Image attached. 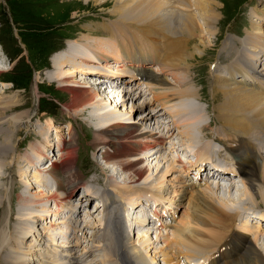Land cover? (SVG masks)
I'll return each instance as SVG.
<instances>
[{"label": "bare ground", "instance_id": "bare-ground-1", "mask_svg": "<svg viewBox=\"0 0 264 264\" xmlns=\"http://www.w3.org/2000/svg\"><path fill=\"white\" fill-rule=\"evenodd\" d=\"M113 1L114 13L118 14L119 21H114V24H112V21H105L106 23L101 25L104 30L107 29L109 33H114V51L106 55L112 59H117V53H124L129 57H135L139 54L143 45L150 43L148 53L155 52L159 55V66L161 72L169 73L173 78V81L176 83L175 87H173V84L168 82V84H170L168 86L167 81L164 78H157V75L160 73L153 72L154 75H150V79L145 83V86L148 87L149 91L153 94L152 100L153 102H157L156 108L158 106H162V110H164L163 114L170 117L172 123H174V118L178 117L175 113H182L181 117H179L182 121L181 130H178L180 126L178 125V122L175 121L177 125L176 134L178 136H185L190 145L196 144L197 141L204 139V137H210L208 135H213V140L216 141L223 142L228 140L230 142H235L234 148L232 145L228 144L226 149L228 151L238 150L240 154H242L241 159L238 160V162L244 164L245 166L241 181L246 185L247 189L252 194L250 196L251 200L259 206L261 203L255 199L254 195L259 193L262 200H264V192L259 189L262 186L264 187V92L259 91L258 88L260 87L256 84V81L264 79V68L261 67L259 69L256 61L258 57L263 56L261 52H257V49L259 47L262 48V45H264V23L262 24L261 21H257L262 18L260 17L261 19L256 18L257 20H252L254 22V24L252 22V32L246 33L244 37L245 40L241 43L242 49L235 51L234 55L236 58L235 60L233 58L227 64L225 67V73L223 74L218 70V73L212 75L215 83L213 91L216 92L215 95L223 97L222 101L215 97V100L217 98V102L214 106V118L216 120V124H218V126H216V131H218V133L214 134L209 130L207 131L206 127L204 128V126L200 127L196 125L195 121L197 124L200 122L201 109L187 98V96L191 95L192 91L190 89H185V86H181V84L185 82L186 78L185 75L182 76V74H180L179 76L181 77L179 79L177 71H180V69L185 66L189 68L190 59L195 56L197 53L196 50L198 51L200 48L199 45H196L194 49L195 52L191 53L192 50L189 45L190 40L192 39L191 37L197 35L202 39L200 42L203 44V33H209L211 28H213L217 17L219 16L216 11L217 8H219L217 3L218 1ZM175 5H178L176 6V9L178 8L177 10L174 9ZM196 14L198 15L196 16ZM199 18L202 20L201 23L199 22ZM101 39L102 38L98 39L99 44L104 43ZM108 40L109 39H107V41ZM226 46L228 47V50L232 49L233 51L232 45L227 43ZM101 48H95L97 50L94 51L92 49V53H97L99 56L101 54L105 55V53H103L104 48ZM64 51L65 52L62 53V60L59 59L57 62L59 65L68 62V59L75 58V49L67 48ZM232 51L230 53H233ZM93 56L88 57V55H86L82 57L88 61V59L95 60V57ZM82 61H84V59H82ZM108 61V58H105V66L109 63ZM97 71V69H92L87 73H97ZM188 73L189 69L186 70L185 74L188 75ZM71 76V72L67 73L65 71H60L56 74V77L61 80V82H65L67 80L69 81V77ZM70 90L74 92H72L73 95L71 96L69 104L66 105L68 109H79L83 101L89 104L92 102V99L95 98L98 105L105 104L104 98L108 97L109 93H112L111 90L110 92L107 91L108 93L104 98L100 93V97L97 99V91H94L95 93H91V96L89 93H85L81 86H74L70 88ZM113 95L114 94L112 93L110 98H112ZM158 96H162L163 100H159V98H157ZM172 96L179 97L178 104H175L173 108L172 106H168V109H164V106L172 101V98H170ZM16 98L17 97L15 95H10V93H3V95H0V120L3 122L2 119L8 117V121L6 123L7 125L9 124V121L12 122H10L11 124H17V122H21L20 120L25 116L26 118L29 117V111H25V113L18 112L7 116L4 115L7 108L13 107L14 104L16 105ZM116 100L117 99H115V101ZM181 101L183 102L181 103ZM102 107L100 106V108ZM3 110H5V112H3ZM159 111L160 109L157 108L156 114L161 113ZM114 114L115 112L109 109L108 112H102L99 116H97V119L105 118V120L107 119L106 121H109V123L102 125L98 130H96V141L98 142V140L101 139L102 141L107 140V142H110V140H113V143L114 141L117 142L118 145L112 148V152L106 150V161L121 164L120 166L122 171L132 172V174L130 173L132 177H128V183H117L116 180L112 179L115 182H111L109 183L110 186L101 189L103 192L100 198L102 200L104 198L105 200H108L107 203H103L104 207L107 208L110 205L114 206L113 210L106 212L104 216L108 219L111 215V229H109V224H106L105 229L109 230H104L105 232L103 234L94 235V238H92L93 244L89 249L81 251V253H76L72 262L66 261L67 258L66 256L64 257L65 252L71 253L72 250L67 248L70 244V240H66L67 234L72 227L76 226L74 222L72 223L74 220L72 214V207L74 204L72 199L75 197V190L77 189V185H79V177L77 176L75 171L76 168L74 167L75 159H73V161H63L61 163L60 156L59 160H55L56 164L52 163V174H55L58 177H55V181L57 180L56 189L60 191L59 193L54 191L58 195L56 199V193H53L54 200H56V203L59 204V206L53 210L57 216H60V214L64 211H70L66 212L67 215L65 217H60L57 221L58 224L49 227L53 228L52 231L48 228H45V231L43 228H38L35 225L37 223H29V218L27 217L32 215L34 209H27L28 211L26 213L24 208L17 204L18 209L16 214L18 216H16V218L19 219L16 221V224L18 225L15 226V231L12 230L17 234H9L8 231L10 228H5V222H3L5 227L2 225L0 228V264H147L149 261L143 257L139 248L130 240L127 235L128 231L121 228L120 224L122 223V219L120 211L122 210L124 215L126 214V223L128 228L131 231H136L138 226L129 214L132 207L138 209L140 205L137 204L142 203L134 200L136 195L146 194L150 199L154 198L155 200L157 199L155 197L156 195H159L162 198L171 197L172 199L175 198L181 190H183V195L188 193V196L187 201L185 202L186 206L184 207V210H181L180 217L176 221L178 224L174 226V242L176 245H184L191 251H202L207 249L213 250L217 253V255L210 258V264H264V243L262 245L261 252L259 247H257L254 243H257V241L251 242V240H245V243L242 245L237 238L228 234L231 230L235 215L237 214V209L234 208V210H231V207H225L226 203L224 204V200L221 196H217L214 191L217 185H215V187H211L210 184L205 185L204 183H198L196 186L189 176V170L182 169L179 171L178 168H176L175 163L182 162L178 160L176 161L175 159L164 169L158 170L153 180L150 181L146 178L144 179L145 182L143 183V186H132V184H134L132 180L135 178L133 176H141L142 168L138 167L140 160L135 156L137 148L131 145V143L140 142L143 138L152 135L137 132L135 128L126 126V124L121 125V123L117 120H114L118 115L115 116V118L112 117ZM106 116L110 117L106 118ZM144 117L145 119H151L148 114L144 115ZM203 117L204 115H202L201 119ZM211 122L212 121L209 120L206 126L208 127V124H212ZM48 125L50 126L52 123L49 122ZM113 131L115 132L114 134H112ZM254 132L263 133L260 134L258 139L255 135L256 139L254 140ZM36 137H38V140H41L40 138H42L41 142H44L45 137L43 132H37ZM11 138L3 139L2 144L0 145V157H3L1 155L2 151L8 150V140ZM61 140L63 139H60V141ZM60 147L61 150L65 151L67 156H74L76 149L73 142L70 141V143L67 144V147H65L64 144ZM191 147L194 148L196 145ZM38 148L39 146L36 149ZM204 150L207 151V158H210L208 150ZM133 155L134 158H132ZM217 155H220V152H218ZM125 156L129 157L125 158ZM25 161L28 164H33L35 162V160L32 159H26ZM189 163L191 162L189 161ZM3 165V162H0V172ZM103 168L105 169H102L103 174L106 170H110L105 166ZM59 169L64 171L67 176V184L65 186L63 185L64 187L61 186V177L59 178L58 174L55 173ZM32 174L36 177L33 181L40 183L41 177L37 167ZM114 175L111 174L110 177H113ZM31 177L32 175L27 177L28 180L26 183L32 181ZM65 177L63 179L64 181ZM43 182H45V179ZM228 186L230 188L232 187V184H228ZM88 188L90 191H86V193L83 194L84 197L86 198L89 195L94 197L93 193L96 192V190L94 188L92 189L91 185H89ZM222 190L223 188L221 191ZM38 191L41 193V197L45 195L41 192L42 189H39ZM84 197H82V199L80 198L81 201H85ZM1 198H3V196L0 192V201ZM19 198H24L25 202H27L25 199L31 200V197L28 196L20 195ZM48 198H50V196H48ZM233 200L234 199H232V202ZM23 206H25V208L30 207V204L26 206V203H24ZM78 206L79 207L77 208L81 211L80 207L82 204L80 203ZM167 206H171V201H169ZM253 209L254 208H252V210ZM140 210L138 213H142ZM22 213H25L26 215L22 216ZM21 216L23 218H21ZM43 216L46 217L45 213ZM88 216L89 215L83 216L82 214L81 217H75L76 223H83V227H93L91 224L93 222L88 224L89 221L86 218ZM129 217L131 218L133 228L135 229H132L129 226ZM261 217L264 218L263 215ZM2 219L3 217L1 220ZM24 219H27L26 223L28 222V224L23 223ZM32 221L34 220L32 219ZM137 221L140 222L139 225L142 227L143 224H146L145 222H147V218L143 223L141 220L137 219ZM51 222L52 220L50 223ZM146 225L148 226V224ZM45 233L48 234L50 242L47 241L46 246H43L44 242L42 241V236ZM57 235L63 236L61 241L62 247L57 245L58 242L55 243ZM145 241L146 240H144V242ZM79 243L83 244L82 241H78V244ZM63 247L65 249H62ZM188 254V252L185 253V255Z\"/></svg>", "mask_w": 264, "mask_h": 264}, {"label": "rangeland", "instance_id": "rangeland-1", "mask_svg": "<svg viewBox=\"0 0 264 264\" xmlns=\"http://www.w3.org/2000/svg\"><path fill=\"white\" fill-rule=\"evenodd\" d=\"M217 1L219 8H217L216 11L219 16L217 17V20L213 28H211L210 30L211 32L209 31V33L207 32L203 33L205 38V39L203 38V44L200 42L202 39L199 38L197 35L191 37L192 39L190 40V44H189L190 49L192 50L191 53L195 52L194 49L196 45H199L200 48L198 51L196 50L197 53L195 54V56L190 59L189 68L185 66L182 69H180V71H177V76L179 77V79L181 77L179 76L180 74H182V76L185 75V77H187V81H189V83L191 84L193 83L192 85L189 86H191L196 91L197 94L201 93V95L204 97L202 98V96L196 95V93L194 94V91L191 87L185 86L186 81L183 83L184 85L181 84V86H185V89H190L192 91L191 95L194 96L193 99L195 101L191 100L188 96L187 98L191 102L196 104L198 107H200L201 117L202 115H204L202 119L200 117V122L198 124L196 121L195 123L200 127L204 126V128L205 127L207 128V126L205 125V110H204L207 104L200 101H206L208 103V107L206 110V117H207V113L209 114V112L215 109L214 104L215 102H217V98H219V100L221 101L223 100L222 96L216 95L217 97L216 101L213 102L212 95H210L209 79H213L211 74L213 75L219 72L218 71L219 69L217 68L213 73H211L215 68L212 66H216L219 61L222 63V65H225L228 61L222 62L220 60L222 57L225 60H228L231 58L233 53H235V51L242 49V45L241 47H239V44L237 45L238 49H235V47L232 45L233 51L232 49L228 50L227 49L228 47L226 46L227 44L226 35L228 33L236 32L234 30H237L236 25L234 30H232L231 27L228 30L227 28L228 25L233 20L231 18L235 14L233 13L235 11V8L239 6L242 0H217ZM45 4L46 6H44ZM176 6L178 5H175L174 8L175 10L178 9V8L176 9ZM113 7H114L113 0H0V68H1L0 95L1 94L3 95V93L6 94L10 93V95H15L17 97L16 105L14 104L13 107L7 108L6 112L5 110H3V112H5L4 115L6 116L13 115L18 112L19 113L21 112L25 113V111L30 112L28 114L29 117L26 118L25 116L20 120L21 122L19 123L17 122V124L16 123L11 124L12 122L9 121L8 122L9 124L7 125L6 123L8 121L7 120L8 117L2 119L3 122H1L0 120V129L2 130V131L0 130V145L2 144L4 138H11L12 136V138L8 140V145L11 150L9 149V147H7L8 150L2 151L1 155L3 157H0V162H3L4 164L0 172V192L2 193L3 196V198H1L0 201V205H1L0 228L4 224L3 222H5L4 225L6 227L4 225L3 226L7 229L10 228L8 233L11 235L14 233L13 231H15L16 229L15 226L18 225L16 224V221L19 219L16 218V216H18L16 214L18 205H21V207L24 208V211H26V213L28 210L34 209L32 215L27 217L29 218V223L30 224L37 223L35 225L38 228L41 229L43 228V230L45 231L47 228L51 229L52 231L53 228H49V227L58 224L57 221L60 219V217L61 218L65 217L67 215L66 212L70 211V210L64 211L63 213L60 214V216L55 215V212L53 210L54 208L52 207V203L50 204V201L53 200L56 203V200H54L53 198L54 197L53 193L56 192L53 191V185L51 179H47L49 178L48 172H43V171L40 172V169L37 168L40 172V177H41L40 183L33 182V180H35L36 177H34L32 173L34 172L37 166H39L40 168L41 166H43V164L45 163L43 162L44 159L47 158L50 159L49 158L50 150L51 149L53 150V147L55 146L57 147L60 138L62 139L64 138V139L60 141L59 146L64 144L65 147H67V144H69L71 141L73 142L74 147L76 149L74 153V156L76 155L75 157L74 156L69 157L64 152L62 155H60L61 156L60 162L62 163L63 161L66 162L71 160L73 161V159H75L74 167L76 168L75 171L77 173V176L79 177V181H78L79 185H77V188L80 187L82 182L85 185L90 184L92 189L94 188L96 190L95 195L98 196V198L94 199V197L90 195L85 198L84 195H82V197L85 198V201H90L88 207L85 208V210L82 212L83 216L89 215L88 217H86L89 221L87 222L88 224L91 222L95 223V224L91 223L93 227L95 226L100 227L103 224L104 211H103V207L101 206V200L99 197L101 193V189L110 186L109 183L115 182L113 180H116L117 183H122V182L128 183L129 182L128 177L129 176L132 177L131 175L132 172L122 171V168L120 166L121 164L112 161L111 162L106 161V157H105L106 150H104L103 152L104 155H102L104 160L100 157L101 149H99L100 148L99 144L108 145L111 148H113L114 146L118 145L117 142L114 141L113 143V140L107 142V140L102 141L101 139H99L98 142L96 141V133H97L96 130H98L99 127H101L102 125H106L109 123V121H106L107 119L105 120V118L97 119V116H99V114L102 112H108L109 109L115 112V114L112 116L113 118H115V116L118 115L114 120H117L119 123H121V125L126 124V126L129 127L131 126L132 128L136 129V126L134 124L132 125L123 122L124 120L123 118H129L130 116L129 113L133 110V108H131L132 103L129 104L131 105L130 108L126 107L127 105L126 103H125L126 105L117 106L115 103V99L118 98V95L114 94L115 92H113L114 95L112 98H110L112 93H109L108 97L106 98H104L106 95H103V98L105 99L104 100L105 104L98 105V102L95 98L92 99V102L89 104L83 101L79 109H74V108L68 109V107L66 106L70 102L71 96L73 95L72 92H74L71 91L70 88L74 86L75 87L81 86L83 91L85 93H89L90 95L94 91L95 92L97 91L98 92L97 99H99L100 97L99 87L98 85L95 84L93 77L94 75H96V72L94 73H87V72L92 69H97L98 70L97 73H98L99 71H101V69H104V65L101 62H104L105 58H108V60L111 59L112 60L111 63L116 64V62H121L125 58L129 57L127 54L124 53L121 54L117 52H116L117 59L115 58L112 59L111 57H108L106 54L113 52L115 47L114 41H111L110 38L108 41L107 38H102L101 40H103L104 43L99 44L98 43L99 38H96L91 34L88 35V40L85 42V45L86 46L89 45L90 49L91 50L93 49V51L103 47L104 48L103 53H105V55L101 54L100 56L95 52H94L95 54L85 53L81 47L82 45H70L69 44L70 41L67 40V38H71V39L74 38L73 33L70 32L77 30L80 31L81 29L87 28L88 26L87 24L91 23L92 20L96 19L93 18V16H97V15L106 16V18H108V21L106 22L112 21V24L115 23L114 21H119V16L117 13H114ZM240 10L241 13L239 16L242 18L241 20L242 24L246 23L247 27L250 25V29L247 32H252L251 29L254 24L253 21L257 20L256 18L259 19L262 18L261 20H257V21H261L262 24L264 23V0H248V3L243 4L240 7L239 11ZM197 15L198 14H196V16ZM112 18L114 19L112 20ZM106 22L104 21L99 25H93L91 23V25L88 28L91 31H95V28L96 30L99 31L102 29V31L109 33L107 29L104 30L101 27V25H103ZM199 22L200 23L202 22L200 18H199ZM67 26H69L68 27L69 32L68 29H66L65 31L63 29V27H67ZM83 26H85V28H83ZM79 31L77 32V36L75 38L79 36ZM89 33H93V32H89ZM86 38L87 37L85 36V39ZM57 46L60 47L65 46L63 48L64 50H66L67 48L75 49V58L68 59L69 60L68 62L59 65L57 62L59 59L62 60V53L64 52H61L60 50L56 52V54H51L53 50L57 48ZM260 48L261 47L257 49V52H261L264 56V45H262L261 49ZM231 51L233 53H230ZM50 54L51 56L49 57ZM86 55H88V57L95 55L93 56L95 57V60L94 59H90V60L88 59V61L85 60V58H83L82 56H86ZM235 58L236 56H234V60ZM82 59H84V61H82ZM92 62H96V63H92ZM108 62L110 63V61ZM104 63L106 64V62ZM260 68L261 67H259V69ZM188 69H189V73L187 75L185 74V72ZM60 71L72 73V76L69 77V81L67 80L68 82L67 81L61 82V80H59L56 77V74ZM103 72L105 71H102L101 73ZM166 79L168 86L170 85L168 84V82H172V84H176L170 75H167ZM214 87H215V83H212L211 88ZM146 88L147 90H149L148 87ZM258 89L260 92H264V88L260 87ZM108 92H110V90ZM212 92L214 94L216 93L213 90ZM38 96H40L41 98L39 103V108L35 106L36 98ZM123 96H125L124 102L127 101L131 102L133 98L132 97L133 93H128L127 95L124 94ZM128 96L129 98H131L130 100H128ZM195 96H198L197 97L198 99ZM135 97L137 98L139 96L136 95ZM146 97L150 99L151 95L147 94ZM177 97L178 96H172L170 98H172V101L174 99L177 101L176 99ZM51 98H55L59 106L56 105L55 102L51 100ZM157 98H159V100H163L162 96H158ZM138 101L140 102V100H136L134 101V103H138ZM182 102L183 101H181V103ZM147 104L148 102H141L134 105L133 114L135 115V113H138L141 110V107H144ZM169 105L172 106L171 103ZM100 106L103 107L100 108ZM153 107H155V109L152 111V116L157 118L160 113L156 114V109H157L156 105ZM175 114L178 115L177 122L178 125L180 126L178 130H181L182 121L181 119H179V117H181L182 113L178 112ZM49 116L51 117L48 118ZM108 117L110 116H106V118ZM160 118L161 117H159V119ZM165 121L170 123V119L168 117H166ZM210 121H212V119H210ZM49 122H51L52 125L49 126L48 125ZM214 122L216 123L215 118H214ZM211 123L213 124V122ZM69 130L70 133L68 132ZM39 131L44 133V137L46 138L44 139V142H41L42 138H40L41 140H38L37 139L38 137H36V133ZM216 132L218 133V131ZM114 133L115 132L113 131L112 134ZM174 133L175 130L173 131V134ZM261 133L263 132H254L253 139L254 140L256 139L255 135L258 139ZM208 136L210 137H204V138L213 139L212 137L213 135H208ZM49 137L50 140L48 139ZM47 139L49 141H47ZM176 140L181 144L184 143L186 146H188L187 148L196 145V144L190 145L187 139L185 138V136L176 137ZM52 142H54V146L53 145L49 146V144H51ZM44 143L47 145H45ZM138 144L139 142L131 143V145H133L137 149L144 148L147 146V145H138ZM38 146L39 148L36 149ZM112 151L113 150L109 152ZM56 154L57 151L55 155ZM51 155H52L51 157L52 160L50 163L56 164L55 162L56 156L54 157L53 156L54 154ZM165 155L166 154H162L161 157L164 158ZM30 157H32V160H35L33 164H28L25 161L26 159L27 160L31 159ZM127 157L129 156H125V158ZM150 157H153V155ZM132 158H134V155L132 156ZM143 158L144 160H146L144 156ZM95 160H97L99 164H97ZM163 164L164 163H162V161L161 162L150 161L149 163L148 161H146L145 163H143V165L148 166V168L138 165V167L142 168L141 169L142 175L133 176L135 178L134 180H132L134 183L132 184V186L135 187L143 186L144 185L143 183L145 182L144 179L146 178H148V180L150 181L153 180L158 170L164 169L169 165L168 164L167 166H164ZM104 166L110 170H106V172L103 174L102 169H104L103 168ZM152 168H155V170H152ZM57 173L63 179L66 176V173H64V171L62 172L61 169H59ZM111 174L113 175L115 174V175L113 177H110ZM31 175H32L31 177L32 181L26 183L28 180L27 177ZM195 176H197V174H195ZM44 179H46L47 182L46 180L45 182H42V180ZM63 179H61L62 180L61 186L63 185L65 186L67 184V176L65 177V181ZM204 184L209 185V183H204ZM211 187H215V185H211ZM227 187L229 188L228 185ZM39 189H42L41 192L45 194L42 197L40 195L41 193H39L38 191ZM221 189L222 188L220 189L218 188L217 190H215V192L217 196L219 197L221 196V198L224 200V204L226 203L225 204L226 208L231 207L230 208L231 210H233L234 208H238L241 209L243 212H245V214H251L252 212H256L259 209V207L264 208V200H262L260 194L258 193L254 195L255 199L261 203L260 204L261 206L260 205L257 206L251 200L250 196L252 194L249 192L246 185L243 184V182L240 179H235L232 181V189H226V190L223 189L222 191ZM259 189H261L264 192L263 186L260 187ZM59 192L60 191H57V193ZM57 193L55 195V199L58 196ZM20 195L31 197V200L25 199L27 200V202H25L24 198H19ZM48 196H50V198H48ZM143 197H148V195L146 194L136 195V198L134 200H138V198H143ZM81 199L77 203L73 202L74 205L72 207L73 210L72 214L74 220L76 219L75 217H77V215L81 213V211L77 208L79 207L78 205H80V203L82 204ZM232 199H234L233 202ZM142 200L143 199H139L140 202H142ZM143 202H145V200H143ZM24 203H26V206L30 204V207L25 208V206H23ZM113 208L114 206L111 207L110 211H112ZM252 208L254 209L252 210ZM75 211H77L76 214H74ZM129 212H130L129 213L130 217L138 226L136 228V234L145 230L150 232L149 226L143 224L142 227H140L139 225L140 222L137 221L138 219L141 220L142 223L145 222L146 218L148 219L147 215L144 216L142 213H138L139 210L135 209V207H132V209ZM44 213L46 217L43 216ZM21 215L25 216L26 214L22 213ZM22 216L21 218H23ZM2 217H3L2 219L3 221L1 220ZM130 217H129V226L132 229H135L133 228ZM32 219L34 221H32ZM24 220L23 223L28 224V222L26 223L27 219ZM51 220L52 222L50 223ZM74 220L72 221V223L74 222L76 226L81 224V222L79 223L77 222L78 223L77 224L76 220L75 221ZM39 225H41V227H39ZM87 231L88 233L99 232L97 230L93 231L92 227H90V230L88 229ZM132 232L135 233V231ZM59 235H57L58 238H63V236H59ZM47 236L48 234L46 233L43 234L42 236V241L44 242L43 246H46L47 241L50 242L49 236L48 238ZM57 237L55 243L57 242ZM138 238L141 241L144 240L148 241V235L145 233L140 235ZM66 240L69 239L66 238ZM130 240L132 241V239ZM254 243L257 247H259V250H261L262 252L261 248L263 243L262 244L260 242L259 243L254 242ZM78 245L80 249L76 253H81V251L87 250L92 246L91 241L89 242V245L91 246H89L87 249L85 243L83 244L79 243ZM162 246L166 247L167 243ZM179 246H182V248H184L183 250L179 248L181 249L182 252H188L189 254L192 253L188 247H185L184 245H179ZM147 261H151V259H147Z\"/></svg>", "mask_w": 264, "mask_h": 264}]
</instances>
